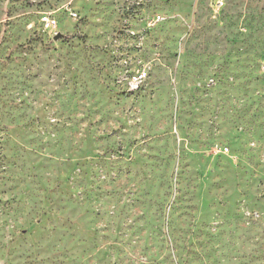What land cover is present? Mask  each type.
<instances>
[{"label": "rangeland", "instance_id": "rangeland-1", "mask_svg": "<svg viewBox=\"0 0 264 264\" xmlns=\"http://www.w3.org/2000/svg\"><path fill=\"white\" fill-rule=\"evenodd\" d=\"M0 264H264V0H0Z\"/></svg>", "mask_w": 264, "mask_h": 264}, {"label": "built area", "instance_id": "built-area-1", "mask_svg": "<svg viewBox=\"0 0 264 264\" xmlns=\"http://www.w3.org/2000/svg\"><path fill=\"white\" fill-rule=\"evenodd\" d=\"M43 23L45 24V26L48 29H50V28H55L56 27L57 21L55 19H52L49 16H46V17L43 18ZM138 78H142V76H139Z\"/></svg>", "mask_w": 264, "mask_h": 264}]
</instances>
